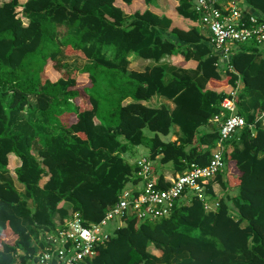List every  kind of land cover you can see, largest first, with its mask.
<instances>
[{"label":"trees","instance_id":"1","mask_svg":"<svg viewBox=\"0 0 264 264\" xmlns=\"http://www.w3.org/2000/svg\"><path fill=\"white\" fill-rule=\"evenodd\" d=\"M155 1L0 0V264H33L46 231L72 213L97 223L139 187L127 156L144 128L153 132L148 160L179 173L207 165L232 91L246 124L225 142L222 169L199 181L202 198L187 192L152 222L125 217L82 264H264V127H251L264 112L262 44L240 45L226 63L195 24L153 12ZM174 1L178 15L199 21L194 0ZM242 2L244 17L264 22V0ZM73 55L80 68L67 64ZM130 55L154 64L131 71ZM178 55L195 68L159 63ZM153 96L174 108L145 105ZM152 177L169 186L153 167Z\"/></svg>","mask_w":264,"mask_h":264},{"label":"built area","instance_id":"2","mask_svg":"<svg viewBox=\"0 0 264 264\" xmlns=\"http://www.w3.org/2000/svg\"><path fill=\"white\" fill-rule=\"evenodd\" d=\"M193 9L199 14V23L205 27L213 50L226 63L240 45L264 42V22L255 15L244 17L234 3L220 6L215 0H194ZM221 107L227 115L219 123V136L207 165L191 163L184 172L168 180L167 188H159L152 177L151 161L141 156L136 160L141 179L139 187L125 189L97 223H86L78 213H72L55 229L46 231L33 264H82L95 256L96 249L106 243L125 217L152 222L168 217L187 192H194L202 198L203 187L199 181L214 177L222 169L225 142L246 124L236 113V91L222 99ZM256 123L264 127V112L251 127Z\"/></svg>","mask_w":264,"mask_h":264},{"label":"crops","instance_id":"3","mask_svg":"<svg viewBox=\"0 0 264 264\" xmlns=\"http://www.w3.org/2000/svg\"><path fill=\"white\" fill-rule=\"evenodd\" d=\"M215 1L220 6H228L231 3H234L236 5V1H241V0H215ZM176 5H177V2L174 0H156L150 5V9L162 17L165 16V17L170 18L172 20V26L186 29L190 27L192 24H195L196 28L199 29L204 36L208 37L205 27L201 25L199 21L193 22L189 19L183 18L182 16L178 15L175 11ZM262 48L264 49V42L262 43ZM128 59L130 61L129 70L136 71V72H142L147 67L154 64V62L149 59H142V58L136 57L135 55H130ZM159 63L166 66L169 69L172 67L176 69L180 68L182 70H193L196 66V62L191 61V60L184 61V59H182V57L179 55L172 56V57L164 56L163 58H161ZM224 68L225 66L221 67V70L223 71ZM169 78L170 76L166 77V81L169 80ZM129 100L130 99H127L126 101L129 102ZM144 104L148 106H153V107H158L162 104H165L170 110L174 108V105L172 104L171 101L161 96H153L149 101L144 102ZM207 129L208 128L204 130H207ZM169 138L171 140H175L176 135L171 134ZM157 174H161L164 178V181L168 182V180L173 179L177 174H179V172H173V170L170 168V169L162 170ZM212 187H213V191H214L216 198H219L224 194V192L222 191V189L220 188L218 184L215 183L213 184ZM214 202L215 201H211V205H214L215 204Z\"/></svg>","mask_w":264,"mask_h":264},{"label":"rangeland","instance_id":"4","mask_svg":"<svg viewBox=\"0 0 264 264\" xmlns=\"http://www.w3.org/2000/svg\"><path fill=\"white\" fill-rule=\"evenodd\" d=\"M236 5L240 9L244 8V3L242 2V0L236 1ZM243 46H250V44H243ZM66 62L70 67H77V68H80L85 63V61L77 57V55L67 57ZM47 67L49 69V72L53 71L51 64L47 65ZM143 133H144V138H143V143L141 145H138V146L129 145L127 159L130 162H133L134 160L140 158L141 156H148L149 154V146H150L149 139L153 136V132H151L147 128H144ZM151 165L155 169L156 173H159L162 170L170 169L172 166L171 163L161 164L159 161V158L152 160ZM129 187H132V186H129ZM234 192L237 193V189H235ZM187 200H183L182 198H180L178 203H184V202H187Z\"/></svg>","mask_w":264,"mask_h":264}]
</instances>
